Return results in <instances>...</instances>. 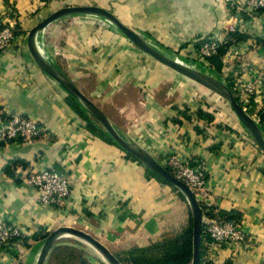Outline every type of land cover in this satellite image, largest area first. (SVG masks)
Returning <instances> with one entry per match:
<instances>
[{
	"label": "crops",
	"instance_id": "0c3cea01",
	"mask_svg": "<svg viewBox=\"0 0 264 264\" xmlns=\"http://www.w3.org/2000/svg\"><path fill=\"white\" fill-rule=\"evenodd\" d=\"M44 1L0 0V18L13 12L26 30L25 16ZM79 1L111 7L127 27L161 44L191 41L187 46H194L196 40L225 36L224 43L231 42L221 68L208 66L225 77L238 75L237 89L245 82L254 84V94L246 97L239 92V101L255 121L264 124V10H240L242 0ZM236 3V9H230ZM223 17V24L216 26ZM107 26L90 20L56 21L36 35L41 53L92 101L93 96L108 97L118 90L121 95L130 93L123 85L133 78L147 81L150 73L136 60L137 53ZM229 31H238L244 38L235 40ZM23 35L17 37L21 45L17 51H0V108L37 121L45 134L30 142H0V223L11 222L23 232L21 243L0 249V264H34L46 233L67 223L80 225L101 241L134 240L138 244L156 238L161 225L153 214L159 211L161 200L155 192L162 188L119 146L87 129L85 120L70 106V95L36 66ZM87 77L96 80L93 86L83 81ZM158 79L151 85L160 90ZM110 98L95 103L111 120L110 111L115 110L131 117L132 106L109 102ZM136 107L141 119L151 122L147 126L144 121L138 141L141 147L159 155L176 151L205 163L208 196L202 204L203 221L232 220L246 234L245 243L204 240L206 262L264 264V155L257 145L237 132L202 129L196 123L206 120L184 119L176 100ZM175 117L180 122L171 120ZM47 168L62 172L71 183L69 196L58 207L40 204L36 191L21 180L29 172Z\"/></svg>",
	"mask_w": 264,
	"mask_h": 264
},
{
	"label": "rangeland",
	"instance_id": "374dc122",
	"mask_svg": "<svg viewBox=\"0 0 264 264\" xmlns=\"http://www.w3.org/2000/svg\"><path fill=\"white\" fill-rule=\"evenodd\" d=\"M73 1H76V3L73 4L72 0H45L44 3H42L43 6L41 7L38 5L35 6L33 8V12L25 16V18L28 20L27 26H26V23L24 24L25 27H27L26 30H22V26H21L22 22L19 23L17 21L16 16L13 12H11L10 14H8L7 12V14L2 15V17L0 18V51L4 49L10 50V52H12V50L14 52L17 51V49L21 47V45L18 44L17 37L24 34L26 38L28 31H29V27L31 25H32L31 26L32 28L39 21L43 20L49 14H51L52 12H54L55 10L61 7L71 6V5H94L92 3H86L84 1L81 2L79 0H73ZM229 1H234V0H229ZM243 1L244 0L240 2V5H239L241 8L240 10L245 9V7L242 6ZM237 5L238 4L236 3L233 6H230V9L234 7L236 9ZM102 8H105L108 11L113 12L111 7H109V9L106 7H102ZM225 19L226 17H223L222 19H219L218 21H216V26L217 24L218 25L223 24L221 21ZM78 20L79 21H89L90 20L92 22L96 21L100 24L102 23V24L108 25L107 27L112 28L115 31V33L119 37L122 38V40L125 42V45H127V47L130 50L137 53L136 60H138V62H141V64L145 65L147 67V70L150 71L147 81L139 79V78H133L131 82L123 85V87H128L130 89L129 90L130 93H124L123 95H121L122 93L120 92L121 90H118L114 93L113 92L109 93L108 97L107 96L105 97L100 96L101 98H97L95 96L92 97L94 103L98 101L99 103L103 104L101 100L103 98H105L106 100L107 98L111 96L109 102L119 103L121 106H124V107L128 105L132 106L133 115L131 114V117H127L125 111H122V115L118 113V110H115L116 112L110 111V115H112L113 117V120L111 119L110 120L114 123V125L121 132L122 135L130 137L133 141L138 143L139 134H141V129L144 128L145 126L144 121H146L147 126L149 123H151L149 119L142 120L141 117L137 114V112L135 111V108H137L136 107L137 104L145 108L150 102H160L161 100L162 101L176 100L182 106V109L180 110V113H181L180 115L184 119H187L185 117V114L188 115L190 119L191 118H194V120L199 119L197 116V111L201 110L203 111V113L212 115L213 117L211 123H209V121H197L196 124L201 125L203 127L202 129L206 130V127L211 128L212 133L215 130H220V129L222 131L237 132V134H240L241 136L242 135L245 136L248 142H251L257 145L255 141L253 140V138L248 133V131L246 130V128L240 122L238 117L235 115V113L233 112L228 102L224 98H222L219 94L215 93L214 91L204 87L203 85L197 83L196 81L170 68L169 66L164 65L163 63L157 61L151 55L141 51L124 34H122L119 31V29L108 19L101 17V16L92 15V14H72V15H67V16L58 18L50 23H54L56 21H78ZM8 21H10L12 24H10V22ZM121 22L123 23V21ZM225 24L227 23L224 21V25ZM132 30L135 31L137 34H139L141 37H143L152 47H154L155 49H157L164 55L171 57L173 59H177L193 68H196L200 71H203V72H206V73H209L215 76L217 79L225 83L230 88V90L232 91L238 103H241L239 101V91H238L239 87L237 89V86L235 85V84L237 85L240 84V82H238L236 79L238 75L234 74L232 77L229 78V77H225V75H223L222 73L218 74L214 70H212L210 66H208L210 64L206 60V58H202L198 56L199 47H197L195 44L199 40H196L193 42L194 46H187V44H189L191 41L183 42L182 44H180L179 41H176V42L168 41L166 44H161L156 39L144 33L143 31H139L138 29H132ZM24 35H23V38H24ZM224 41H225V36L224 38H221V42L224 43ZM14 42L16 44H14ZM36 66L38 67L37 64ZM156 73H157V76L154 78ZM48 78L53 80L50 76H48ZM157 78L161 79V80L158 79V81L160 80L161 82L160 85H162L160 90H158L159 88L156 89L157 86L155 87L151 85V83H153ZM74 80L75 82H77V79L74 78ZM83 81L88 86H93L94 84L93 82L94 81L96 82V80L93 81V79H90L89 77L84 78ZM78 82H81V81H79L78 79ZM156 90H157V95L155 92ZM119 92H120V96L116 94ZM66 93L68 94V92ZM95 104L97 105V103ZM80 107L84 115H86V117L89 118L91 124L94 125L98 129L99 133L101 134L97 136H99L101 139L107 142H110V143L115 144L116 146H119V148L126 154V156L129 157L128 155L129 153L125 151L122 147H120V145L111 137V135L107 132V130L101 125V123L91 113H89L86 109H84L81 105ZM104 108H106V106H104ZM245 111L247 113L250 112L248 109ZM256 122L261 128L264 126L262 121L261 122L256 121ZM168 125L170 124H167L164 126L166 131H167V127H169ZM85 126L87 127V124H85ZM197 129L198 131H201V128L198 127ZM149 135L150 137L153 138V134H149ZM257 147L259 151L263 153L264 155V152L261 150V148L259 146ZM148 152H150L152 156L156 160H158L168 171H170L171 169L170 161L175 160L177 158L178 159L185 158L184 154L177 153L176 151H170V152L167 151V153L164 155H159L155 152L152 153L151 151H148ZM193 157L191 156L189 160L192 161ZM193 162L195 163L202 162L201 164L202 166H204V169H205V163L201 159L192 161V163ZM138 163L140 162L138 161ZM140 164L144 166L142 163ZM145 171H146L147 178L153 177V174L151 172L152 170L150 171L146 169ZM153 178H154L153 180L155 181V183L159 184V186L162 188V190L158 189L155 192L156 195L160 193L159 198L161 200V205L158 207L159 211L157 208H155L156 211L158 212L156 214L155 213L153 214L158 219V226L161 225V231L158 235H156V238L154 237L151 240H149L150 238L144 239V241H140V243L137 244L135 243L134 240L123 241L121 239L120 240L116 239L117 241L111 242V241H104V240L101 241L100 239L94 237L100 243H102L110 252H112L122 264H135L134 261H136V264H142L143 259H148L150 258V255L152 253L159 252L164 249L163 248L164 246L155 247L153 245L162 243L164 240H170L173 246L174 244L178 243L180 240H183L184 238L183 234H185V232H188V230L192 229L191 210H190V206L188 204V201L185 195L181 191L180 192L182 194H180L174 187L168 184H165L159 178L157 177H153ZM195 197L197 198L200 204V207L202 209L203 208L202 204L205 201L206 197H199V196L198 197L195 196ZM60 226L75 227L77 229L83 230L84 232L90 234L88 231H86V229H84L78 224L71 225L67 223V224H62ZM48 234L49 233H46V236ZM56 242H60V244H62L63 247L67 245L73 247L71 249H73L75 253L78 255V257L75 258V262H76L75 264H78V262L80 261H82L80 264H108L107 261L104 259V257L93 246H91L90 244H88L87 242L83 240L76 239L73 236H69L65 234V235L60 236L56 240ZM136 248H147V251L145 253H139ZM132 249L135 250V252L132 253V255L129 254V256H127L126 253L128 251H131ZM192 254L193 252H191L190 259L185 261L184 264H191ZM204 254H205L204 249L200 247V256L201 255L203 256ZM83 259L85 260L84 262H83ZM199 262H201L200 264H208V262H206L205 258L203 257L201 261ZM45 264H57V263L52 258L46 257Z\"/></svg>",
	"mask_w": 264,
	"mask_h": 264
},
{
	"label": "water",
	"instance_id": "95a60500",
	"mask_svg": "<svg viewBox=\"0 0 264 264\" xmlns=\"http://www.w3.org/2000/svg\"><path fill=\"white\" fill-rule=\"evenodd\" d=\"M72 14H92L104 17L112 22L119 31L124 34L136 47L141 51L151 55L157 61L169 66L177 72L187 76L196 81L204 87L214 91L224 98L240 122L246 128L250 136L253 138L257 146L264 152V131L257 124L255 119L250 116L240 103L234 97L230 88L217 79L215 76L193 68L177 59L168 57L152 47L143 37L135 31L124 25L112 12L97 5H71L61 7L43 20L39 21L32 28L29 29L26 37L27 49L38 67L55 82H57L68 94L75 99V101L91 113L107 130L111 137L127 151L137 161L148 167L156 173L163 180L167 181L179 191H181L190 206L192 217V262L191 264H199L200 261V244L203 227V213L200 204L195 197L193 191L181 180L175 178L158 160H156L150 152L141 147L138 143L133 141L130 137L122 135L116 128L114 123L106 115V113L99 108L92 100H90L84 93H82L73 81L53 63H51L39 50L36 44L37 33L46 27L50 22L61 18L63 16ZM73 236L76 239L83 240L93 246L107 261L108 264H122L118 258L110 252L102 243L95 239L92 235L70 226H59L49 232L44 238L40 252L34 264H44V261L51 249L52 245L62 235Z\"/></svg>",
	"mask_w": 264,
	"mask_h": 264
},
{
	"label": "built area",
	"instance_id": "2783aa9c",
	"mask_svg": "<svg viewBox=\"0 0 264 264\" xmlns=\"http://www.w3.org/2000/svg\"><path fill=\"white\" fill-rule=\"evenodd\" d=\"M242 6L257 11L264 8V0H244ZM220 43L221 40L217 38L204 42L198 50V56L206 58L216 54ZM238 91L249 97L254 94L255 86L252 82H245L241 87L239 86ZM44 134L37 121L18 112L0 110V142L8 140L30 142L42 138ZM201 163H192L186 157L177 158L170 161L169 172L184 182L195 196L207 197L206 172ZM21 180L36 191L37 200L42 205L61 206L71 191L70 182L65 174L52 168L34 170L23 176ZM202 236L214 244L247 242L246 234L232 220L205 219ZM22 240L23 232L20 227L11 222L0 223V249L12 247Z\"/></svg>",
	"mask_w": 264,
	"mask_h": 264
},
{
	"label": "trees",
	"instance_id": "16d2710c",
	"mask_svg": "<svg viewBox=\"0 0 264 264\" xmlns=\"http://www.w3.org/2000/svg\"><path fill=\"white\" fill-rule=\"evenodd\" d=\"M264 10V8H260L257 11ZM13 15V13H12ZM229 37H232L235 40H241L244 38V35L240 34L238 31H233L228 33ZM210 39H202L199 40L195 45L197 47H201V45L204 42L209 41ZM231 41L228 42H221L218 46L217 52L214 55H211L209 57H206V60L209 62L211 66H213L216 70H219L222 66V57L226 52L227 46L230 44ZM68 102L72 108L79 113V115L84 118L87 124V129L94 135H101L98 131V129L91 124L90 120L86 115H84L83 111L81 110L80 105L73 99L72 97L68 98ZM181 114V113H180ZM184 114V113H182ZM197 116L199 119L206 120V121H212L213 117L212 115L203 113V111L199 110L197 111ZM185 117L189 120L190 117L185 114ZM174 123L180 122V119L172 118L171 119ZM262 130L264 131V128L262 127ZM129 157L136 160L134 157H132L130 154H128ZM137 161V160H136ZM146 169L150 170L148 167L144 166ZM151 171V170H150ZM154 177L159 178L162 182L165 184H168L172 187L170 183L163 180L161 177H159L156 173L151 171ZM180 194H182L176 187H174ZM183 240H180L178 243L174 244L172 246V242L170 240H164L162 243L155 244L153 246H164L163 250L159 252L152 253L150 255V258L143 259L142 264H184L185 261L190 259L191 257V248H192V229L188 230V232H185L183 234ZM206 240L204 236L201 237V244L200 247L202 248V242ZM183 241V242H182ZM62 246V247H61ZM71 246H64L60 244V242H56L52 245L51 249L49 250L48 256L49 258H52L54 261H56L57 264H75V258L78 257V255L75 253ZM139 253H145L147 251V248H136ZM69 250V251H68ZM135 250L128 251L126 254L127 256L132 255ZM145 255V254H144ZM202 255L200 256V261L202 259ZM85 260L83 259V262ZM51 262V261H50ZM82 261L78 262L80 264ZM46 263V259L44 261V264ZM136 264V261H134ZM201 262H199L200 264Z\"/></svg>",
	"mask_w": 264,
	"mask_h": 264
}]
</instances>
